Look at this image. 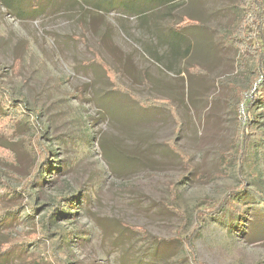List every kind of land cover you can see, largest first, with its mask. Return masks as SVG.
<instances>
[{
	"label": "rangeland",
	"instance_id": "obj_1",
	"mask_svg": "<svg viewBox=\"0 0 264 264\" xmlns=\"http://www.w3.org/2000/svg\"><path fill=\"white\" fill-rule=\"evenodd\" d=\"M19 1L22 16L0 1V78L31 114L38 111L36 133L53 166L43 184L20 192L34 161L21 140L0 136V243L15 237L0 264L50 257L51 238L23 243L46 222L63 237L58 249L68 264H192L185 245L166 241L190 234L205 264H264L261 212L212 216L233 188L264 191L262 146L241 161L236 139L246 119L238 88L250 98L253 80V87L262 81L253 59L224 40L228 24L240 20L236 0L153 4L144 19L85 1L47 0L40 12L33 0ZM183 15L201 24L175 37L172 24ZM96 56L137 96L175 104L181 125L168 109L114 90ZM254 108L263 126L264 102ZM169 140L190 155L194 172ZM9 147L20 160H10Z\"/></svg>",
	"mask_w": 264,
	"mask_h": 264
},
{
	"label": "trees",
	"instance_id": "obj_2",
	"mask_svg": "<svg viewBox=\"0 0 264 264\" xmlns=\"http://www.w3.org/2000/svg\"><path fill=\"white\" fill-rule=\"evenodd\" d=\"M4 6L9 10H18L16 12L22 16L23 10L20 9L19 0H0ZM35 3L32 4L31 8L34 12H40L41 4L40 2H46L47 0H33ZM78 3H83L85 1L91 6L92 9H98L99 11H109L114 9V7H119L125 13L141 15L142 19L146 18L147 11L153 4L164 5L175 0H139L134 3L135 0H101L94 2L93 0H76ZM238 8L241 10L240 20L232 21L227 26V32L224 34V40L230 46L239 51H243V55H248L253 59L255 63V71L258 75H261L262 81L259 83V87H253L257 79L255 78L251 83V87L254 88L251 92V97L247 98L244 95V90L238 88L239 103L244 106L246 119L239 126L236 132L237 144L240 148V160L249 158L252 153L257 150L259 145L262 146L264 152V125L262 126L259 118L262 111H255L254 106L257 103L264 102V0H236ZM21 10V11H20ZM130 12H126V11ZM200 22L197 19L183 15L181 20L177 23L172 24V34L175 37L182 36V33L186 29L192 28V26H200ZM190 27V28H189ZM172 44V43H171ZM174 45V44H173ZM151 46V45H150ZM176 45H174L175 47ZM155 51H153V50ZM151 50L157 54L154 46ZM150 50L148 49L147 52ZM151 52L152 54H154ZM98 59L103 65V69L109 71V79L113 83L114 90H119L131 97L133 100L137 101L141 106L148 108L150 106L164 107L171 111L176 123L181 125L180 114L178 113L177 107L171 101L166 98L158 97H147L142 99L141 97L134 94L131 88L124 86L123 84L117 82L116 74L113 69L106 65L100 58ZM158 60L162 62V57L159 56ZM24 128V133H18L19 128ZM41 122L38 118V111L31 114L27 108L23 106L22 103L17 101L12 97L9 89L3 85L0 78V136L7 138H13L14 140H21L23 144L24 151L26 154L34 161L32 166L31 177L27 178L22 186L20 192L31 193L32 188L36 185H41L45 182L44 173L48 172L53 166L50 154L51 150L41 143V135L36 133L41 129ZM26 128V129H25ZM32 134L30 135V133ZM36 133V134H35ZM33 136V137H32ZM27 137V138H26ZM171 151L179 155L182 164L185 169L194 172L195 166L191 163L192 158L189 154L182 151L178 146H176L175 140H169L166 142ZM9 149L14 152L15 155L10 158L14 161L16 158L20 160V155L14 148ZM15 151H14V150ZM25 154V153H24ZM17 163V162H16ZM14 192H17L14 189ZM242 194L245 199L238 200L237 196ZM250 195L252 198H247ZM250 208H255L261 212L264 216V191L258 189H252L244 185L242 188L231 189L227 195L223 198L219 207L212 210V216L216 220H222L225 217V213L230 212L233 216L244 217L245 212ZM3 217V218H1ZM0 218L5 219L6 213H4ZM41 235L35 233L34 237H29L23 240L25 247H27L30 239L36 242H41V240L52 239L54 243L53 249L54 253L50 257L42 256H28L27 260H32L35 264H68L65 260V253L58 249L63 245V237L61 235H55V233L49 232V223H45ZM40 227V226H39ZM134 231L144 232L145 230L140 226H128ZM40 229V228H39ZM35 231V230H34ZM193 235H188L187 237L180 238L175 237L167 242L179 241L185 245L186 251L190 254L192 259V264H205L198 260L196 257L195 247L193 245L192 239ZM14 236L6 239L0 243V257L5 256L10 251H12L15 246ZM16 242V241H15Z\"/></svg>",
	"mask_w": 264,
	"mask_h": 264
}]
</instances>
